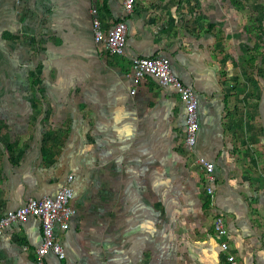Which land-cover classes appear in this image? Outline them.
<instances>
[{
  "label": "crops",
  "instance_id": "1",
  "mask_svg": "<svg viewBox=\"0 0 264 264\" xmlns=\"http://www.w3.org/2000/svg\"><path fill=\"white\" fill-rule=\"evenodd\" d=\"M93 6L104 30L125 20L121 56L95 45ZM210 8L217 13L201 14ZM220 9V0H142L126 16L122 0L0 3V218L28 199L54 197L73 177L76 215L66 232L56 230L66 256L44 264H225L217 216L238 264H264V95L241 97L244 111L235 112L217 74L226 54L216 48ZM41 33L49 36L42 69L10 66ZM157 56L197 98L193 154L172 87L145 76L130 93L131 60ZM8 104L55 109V130L68 121L76 145H43V135L60 131L45 132L40 110L13 113ZM197 158L214 165L212 204ZM40 243L37 219L12 224L0 237V264H33Z\"/></svg>",
  "mask_w": 264,
  "mask_h": 264
},
{
  "label": "built area",
  "instance_id": "2",
  "mask_svg": "<svg viewBox=\"0 0 264 264\" xmlns=\"http://www.w3.org/2000/svg\"><path fill=\"white\" fill-rule=\"evenodd\" d=\"M3 0H0L2 2ZM142 0H122L125 15L131 14L138 3ZM16 3L19 0H15ZM93 41L96 46H103L104 52L109 56H121L126 46V24L122 19L111 28L104 30L97 17V10H91ZM145 76L155 78L162 86L172 87L178 94L185 111L184 140L189 150H193L196 145L198 122V101L189 87L182 84L171 72L169 60L163 56L153 58H134L130 62L128 77L133 85L131 95L136 93V87ZM196 164L202 169L206 184V194L213 203L212 195L214 182V165L203 158H197ZM69 176L67 182L57 192L54 197L42 199H28L23 206L8 212L0 218V237L6 229L14 223H23L28 218L37 219L41 227V243L35 251L36 260L33 264H44V259L48 255H54L58 260L65 259V251L56 237V230L66 232L70 228L72 218L76 215L73 207V189ZM213 232L220 240L219 247L225 257V264H238L235 257L229 253V247L225 240L227 230L221 217H215L213 221Z\"/></svg>",
  "mask_w": 264,
  "mask_h": 264
},
{
  "label": "rangeland",
  "instance_id": "3",
  "mask_svg": "<svg viewBox=\"0 0 264 264\" xmlns=\"http://www.w3.org/2000/svg\"><path fill=\"white\" fill-rule=\"evenodd\" d=\"M94 2L95 0H90ZM212 0H209V3ZM222 16L215 21L219 22V25L216 27L218 31L216 36L217 44L216 48L222 52H225L224 56H219L218 59V69L219 72L218 78L221 83L226 85V90L231 97L232 106H234L235 112H243V108L238 105V102L241 100V97L245 98H255V96L264 95V0H220ZM1 3V2H0ZM248 4V5H247ZM96 7H91V10ZM200 12L216 14L217 11H214L213 8L203 9ZM215 17V15H214ZM42 35L35 34L37 41L27 40L25 42L26 47L23 46L20 56L12 57L9 65L13 67L24 66L25 68H30V70L42 69V64L45 61V56L42 55L43 45L47 39V33H41ZM222 35L221 37H219ZM225 38V39H224ZM223 43V45H222ZM102 55H105L104 47L98 46ZM258 59V55H262ZM256 55V56H255ZM254 56L256 60L253 63H250V58ZM262 66V67H261ZM37 73V72H36ZM42 72H40L39 78H41ZM254 76L257 78L255 81ZM45 78V77H44ZM41 80V79H40ZM16 82V79H14ZM35 92L39 93L35 82ZM9 97L11 99L15 98V91L12 88L8 91ZM251 106V105H250ZM23 108L19 104H8V112L18 113ZM32 108V107H31ZM31 108L26 107L22 109L24 112H28ZM39 106H35L32 110L33 113L36 111L39 113ZM31 110V111H32ZM42 113L43 122L42 126L46 130H51L59 132V135L55 137L44 136L43 135V145L51 144L52 146L62 147L68 146L67 144H73V140L70 134V124L68 121L60 122V130H55V109H47ZM29 111L28 113H30ZM52 112V119L51 113ZM49 127V128H48ZM52 127V128H51ZM52 132V131H51ZM51 141L50 143H48ZM78 143V142H77ZM188 149V148H187ZM46 151V150H45ZM192 154L193 150H189ZM49 153H44L42 156L43 161H48L50 158H45Z\"/></svg>",
  "mask_w": 264,
  "mask_h": 264
},
{
  "label": "trees",
  "instance_id": "4",
  "mask_svg": "<svg viewBox=\"0 0 264 264\" xmlns=\"http://www.w3.org/2000/svg\"><path fill=\"white\" fill-rule=\"evenodd\" d=\"M255 59H256V58H255L254 56H252V57L250 58L249 62H250V63H253V62L255 61ZM226 96H228V95H226ZM227 98H228V97H227Z\"/></svg>",
  "mask_w": 264,
  "mask_h": 264
},
{
  "label": "bare ground",
  "instance_id": "5",
  "mask_svg": "<svg viewBox=\"0 0 264 264\" xmlns=\"http://www.w3.org/2000/svg\"><path fill=\"white\" fill-rule=\"evenodd\" d=\"M130 15V14H129ZM128 16V15H127ZM126 24V23H125Z\"/></svg>",
  "mask_w": 264,
  "mask_h": 264
}]
</instances>
